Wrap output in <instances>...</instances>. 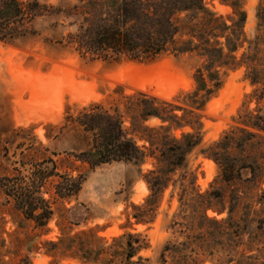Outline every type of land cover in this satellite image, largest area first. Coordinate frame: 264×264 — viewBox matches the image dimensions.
Listing matches in <instances>:
<instances>
[{
    "label": "trees",
    "instance_id": "trees-1",
    "mask_svg": "<svg viewBox=\"0 0 264 264\" xmlns=\"http://www.w3.org/2000/svg\"><path fill=\"white\" fill-rule=\"evenodd\" d=\"M220 1L231 7L230 14L213 11L205 0H75L61 4L0 0V42L36 34V20L49 18L53 27L74 28L58 42L81 56L145 61L165 54H189L199 59L192 75L193 87L170 99L144 90H119L109 105L92 102L66 117L76 132L71 149L66 151L70 168H75L76 161L89 168L117 162L141 170L150 162L151 167L142 172L149 194L142 203L130 205L134 223H151L164 191L170 185L179 186L180 219L174 220L171 228L182 240L166 242L160 264H264V214L254 218L249 202L246 214L234 218L242 196L233 193L226 218L208 215L207 210L213 209L210 199L221 194L218 190L201 192L195 186L194 173L187 169L188 155L202 141L206 104L228 73L243 67L253 88L238 110L236 124L201 153L218 164L223 181L240 180L246 187L261 190L264 197V0L256 7L257 27L252 37L244 30L243 0ZM250 102H254L252 108ZM13 141L0 133V192L24 220L44 229L54 214L51 201L44 197L46 181L56 176L53 195L66 199L78 194L85 177L81 172H59L52 157L27 162L23 151L21 159L13 163L20 167L29 164L28 172L24 174L18 166L8 174ZM253 223L256 225L251 228ZM43 245L46 252L80 264L148 261L140 254L149 247L140 232L125 231L108 241L92 230H81L57 241L46 240ZM8 262L5 264H32L27 255L17 263Z\"/></svg>",
    "mask_w": 264,
    "mask_h": 264
},
{
    "label": "rangeland",
    "instance_id": "rangeland-1",
    "mask_svg": "<svg viewBox=\"0 0 264 264\" xmlns=\"http://www.w3.org/2000/svg\"><path fill=\"white\" fill-rule=\"evenodd\" d=\"M53 4L72 3L75 0H43ZM259 0H243L246 12L244 30L252 37L257 27L256 7ZM213 11L228 15L231 7L220 0H205ZM53 19L39 18L35 22L36 34H29L8 42H0V133L14 138L8 152V174L20 167V152L27 162H39L52 157L59 172L77 175L85 180L77 195L66 199L55 197L56 176L44 186V197L49 199L54 214L44 229H36L13 207L0 192V264L17 263L29 256L32 264H80L76 259L46 252L43 242L57 241L60 236L81 230H92L110 241L125 231L140 232L149 247L140 254L147 257L146 264H160V252L166 242L182 240L171 228L179 220V186H169L163 193L155 219L148 224L134 223L131 204H140L149 194L141 170L131 164L110 163L89 168L80 162L72 166L66 155L71 149L75 130L66 120L92 102L109 105L118 91L131 93L144 90L164 99L180 91L191 89L192 78L199 59L193 55L165 54L153 60L91 58L81 56L72 47L58 40L73 27L51 26ZM252 85L244 76V68L230 71L220 90L206 104L203 111L202 141L187 158V169L195 175V186L201 191L218 190L221 196L211 198L207 214L226 218L230 196H242L233 216L239 219L247 212L250 202L254 218L264 214V197L258 188L246 183L223 181L218 164L201 153L211 142L218 140L232 125L238 110L251 92ZM168 95V96H167ZM254 102L248 104L249 108ZM53 153H58L53 155ZM29 164L20 167L25 174ZM178 178V173L175 179ZM179 182V181H178ZM179 184V183H177ZM264 189V184L261 185ZM172 195V196H171ZM215 210H220L217 213ZM256 223L251 224L254 228ZM9 263V262H8ZM204 264H212L210 261Z\"/></svg>",
    "mask_w": 264,
    "mask_h": 264
},
{
    "label": "bare ground",
    "instance_id": "bare-ground-1",
    "mask_svg": "<svg viewBox=\"0 0 264 264\" xmlns=\"http://www.w3.org/2000/svg\"><path fill=\"white\" fill-rule=\"evenodd\" d=\"M168 96V95H167Z\"/></svg>",
    "mask_w": 264,
    "mask_h": 264
}]
</instances>
